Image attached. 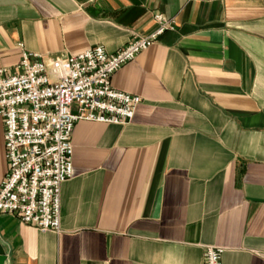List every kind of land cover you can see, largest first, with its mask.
Here are the masks:
<instances>
[{
    "label": "crops",
    "instance_id": "obj_1",
    "mask_svg": "<svg viewBox=\"0 0 264 264\" xmlns=\"http://www.w3.org/2000/svg\"><path fill=\"white\" fill-rule=\"evenodd\" d=\"M153 10L174 28L109 77L131 118L74 121L58 230L0 212L2 264H264V0H0V67L113 51Z\"/></svg>",
    "mask_w": 264,
    "mask_h": 264
},
{
    "label": "built area",
    "instance_id": "obj_2",
    "mask_svg": "<svg viewBox=\"0 0 264 264\" xmlns=\"http://www.w3.org/2000/svg\"><path fill=\"white\" fill-rule=\"evenodd\" d=\"M151 18L155 27L149 33L110 52L99 43L46 58L21 51L13 71L0 67L7 163L0 182V212L36 228L58 230L59 188L71 176L73 123L77 119L124 123L131 118L139 95L113 87L109 77L159 33L174 28V19L160 11L153 10ZM223 251L221 246H205L202 264H221Z\"/></svg>",
    "mask_w": 264,
    "mask_h": 264
},
{
    "label": "water",
    "instance_id": "obj_3",
    "mask_svg": "<svg viewBox=\"0 0 264 264\" xmlns=\"http://www.w3.org/2000/svg\"><path fill=\"white\" fill-rule=\"evenodd\" d=\"M0 257H2V258H0V264H2L4 259H5V256H4L3 252H1V251H0Z\"/></svg>",
    "mask_w": 264,
    "mask_h": 264
}]
</instances>
